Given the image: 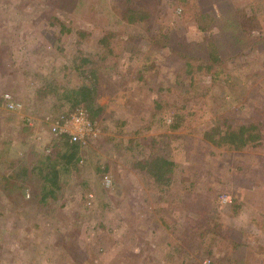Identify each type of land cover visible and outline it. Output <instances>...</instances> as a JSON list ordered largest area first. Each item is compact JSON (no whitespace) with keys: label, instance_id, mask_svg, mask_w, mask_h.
Returning a JSON list of instances; mask_svg holds the SVG:
<instances>
[{"label":"rangeland","instance_id":"rangeland-1","mask_svg":"<svg viewBox=\"0 0 264 264\" xmlns=\"http://www.w3.org/2000/svg\"><path fill=\"white\" fill-rule=\"evenodd\" d=\"M82 1L0 0V148L11 141L7 159L42 154L51 145L56 105L69 106L60 92L37 102L36 91L44 82L73 89L77 78L65 69L73 59L99 62L96 103L104 109L79 174L66 179L48 210L26 203L29 196L12 202L0 194V264H264V0H205L219 18L206 33L198 29L194 0H154L151 24H113V56L98 44L102 34L93 23L102 12L93 10L96 18L86 4L117 16L115 1ZM237 10L256 19L260 31L236 27ZM60 24L70 32L60 36ZM248 33L263 40L251 45ZM162 35L170 38L168 48L156 46L165 42ZM209 35L222 64L198 72L194 59L205 54ZM189 58L194 83L186 87L194 98L185 111L192 115L172 132L175 109L157 113L154 102L185 97L175 82L177 72L185 77ZM220 118L260 125V146L236 150L205 141L204 131ZM24 128L32 134L20 136ZM158 136H166L165 153L176 165L162 192L135 167L148 154L146 139ZM105 165L108 172L100 173ZM10 170L1 164L0 177ZM211 218L225 244L211 242L210 254L202 252L203 242H214L212 233L187 246L191 233L198 240L197 222Z\"/></svg>","mask_w":264,"mask_h":264},{"label":"trees","instance_id":"trees-1","mask_svg":"<svg viewBox=\"0 0 264 264\" xmlns=\"http://www.w3.org/2000/svg\"><path fill=\"white\" fill-rule=\"evenodd\" d=\"M114 1L116 3V12L118 17L113 12L105 13V7L102 4H86L88 6H86V8L91 10L89 11L90 13H93V10H99L102 12L99 14V17L97 16V13L92 14L96 15V18L98 17L97 20H94L95 23L93 24L102 34L98 44L107 56L114 55L112 40H114V37L117 38V34L114 31V28H112L113 24H118L119 22H125L127 24H151L152 13L155 11L154 0H150L146 3H139V0ZM176 1H180L181 5L188 4V0ZM77 2H80V4L83 5L82 0H77ZM207 4L208 3H205V0H194L191 4L193 7L196 5L198 8L195 20L198 29L203 33H206L209 30L212 32L213 26L214 28H217L216 24H218L219 21V18H215V15L212 14L211 10L206 9ZM241 11L242 10H237L231 14L232 23H234L236 27L241 26L242 30L248 31L255 29L260 31L261 27L256 19L248 16L246 17ZM238 21L240 24L237 23ZM69 32V28L60 24V31L58 33L60 36ZM76 34L78 36L86 35V33L81 31H78ZM162 38L165 42H159L156 46H159L161 49L168 48L166 44L169 42L170 38L166 36L164 37L163 35ZM246 38L251 45H258L259 41L263 40V36L252 37L249 33ZM204 43L206 45L205 54L200 58L194 59L192 57V59L200 62V64L196 67L198 72L205 70L209 71L212 67H214V65L215 68L218 69L222 64L219 59L220 51H218V48L214 45V43H216L215 37L209 35L207 41ZM181 56H184V54L182 55V51ZM104 58L106 57L98 55L99 61ZM188 60L189 64L186 62L184 63L185 66L183 72L185 77L177 72V82H175V85L181 83L180 87L183 88L185 97H182L179 101L169 100L167 102H162L158 100L154 102V110L157 113L163 110L164 112L167 111L169 115L170 110L175 109L171 112L172 120L167 126L172 132L178 131L182 125L187 123V116L192 115V113L188 114L187 111H185L187 105L191 102V99L194 98V95L191 94V89V92H189L188 87H186V84L190 83L193 85L194 83V69L192 68L193 66L190 65L191 58ZM99 66L100 64L98 61H93L92 59L84 57H80L79 59L75 58L72 60L71 65L65 68L69 73L72 70L77 78V84L73 89H55L53 85L47 82H44L40 87H38L35 95L37 102L41 101L48 94L53 95L55 92H60L63 100L68 103L67 105L69 106V111H67L68 109L63 111L62 106L64 105H62V103L56 105V114L51 118L52 122H62L64 118L69 117L70 113L77 108L82 109L91 122H96L102 116L104 109L96 103L100 94L98 76L101 71L98 70ZM215 73L219 74L217 70H215ZM191 88H193V86H191ZM178 102H180V104ZM183 112H185V114H183ZM154 115L155 114L153 113L152 116ZM7 122L12 123L14 122V119H9ZM260 130V125L258 124L250 123L247 125L233 126L226 119L220 118L214 121L213 126L204 131L203 138L208 143L217 147L226 146L231 149L235 148L236 150H244L248 147L256 148L260 146L262 136ZM32 132V129L24 128L19 135L25 137L32 134ZM164 139H166V136L161 139L159 136L147 138L145 147L148 149V154L143 159L135 163V167L138 169L139 174L145 176L151 182V188L157 190L158 192H162L163 188L169 186L173 169L176 166L165 153V146L163 143ZM90 141L91 139L86 138V144H82L81 142L72 143L70 142V137L58 136L55 137L51 145L46 148V152L44 151L42 154L36 152L30 153L29 156L12 161L7 159V149L9 150L11 141L8 139L3 140V145H1L0 148V168L1 164H7L11 170L7 174H1V197L3 196V198L13 202L16 200H22L25 196H29V200H25L26 203L32 204L35 208L40 210H48L53 202L61 197L62 191L67 185L66 179L69 176H77L79 174L78 164L82 161L83 151L86 149V145L90 143ZM99 171L100 173H107V166L105 165L103 170ZM100 194V187L99 185H96V198H101ZM215 222L216 221L212 218L205 224L197 222L198 225L196 228L194 226V228L197 230L198 240L196 241L194 239L193 242V240H191L193 234L191 233L187 246L202 244L203 239H205L206 236L212 235V233L215 238L214 242L210 237L211 241L209 245L204 246L205 243L203 242V248L201 251L206 254H210L212 244H215L218 241H221L223 246V244H225V237L221 235L219 229L217 228L219 224ZM194 248L197 247H193V249ZM185 250L186 249H184V252ZM180 251H182V249ZM175 252H177V249ZM233 264H236V260Z\"/></svg>","mask_w":264,"mask_h":264},{"label":"built area","instance_id":"built-area-1","mask_svg":"<svg viewBox=\"0 0 264 264\" xmlns=\"http://www.w3.org/2000/svg\"><path fill=\"white\" fill-rule=\"evenodd\" d=\"M9 109H13V104H8ZM52 134L55 137L68 136L70 142H81L86 144V138L95 137V124L91 122L82 109H75L69 117L64 118L62 122L56 121L52 127Z\"/></svg>","mask_w":264,"mask_h":264},{"label":"crops","instance_id":"crops-1","mask_svg":"<svg viewBox=\"0 0 264 264\" xmlns=\"http://www.w3.org/2000/svg\"><path fill=\"white\" fill-rule=\"evenodd\" d=\"M89 139H92L93 137H88Z\"/></svg>","mask_w":264,"mask_h":264}]
</instances>
